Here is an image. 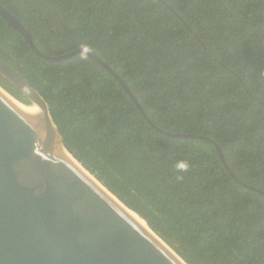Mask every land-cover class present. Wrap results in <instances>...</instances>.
<instances>
[{
    "label": "trees",
    "instance_id": "16d2710c",
    "mask_svg": "<svg viewBox=\"0 0 264 264\" xmlns=\"http://www.w3.org/2000/svg\"><path fill=\"white\" fill-rule=\"evenodd\" d=\"M0 4L41 53L97 54L146 111L93 58L46 60L0 16V58L48 102L86 170L188 264H264V193L250 188L264 191V0Z\"/></svg>",
    "mask_w": 264,
    "mask_h": 264
},
{
    "label": "water",
    "instance_id": "95a60500",
    "mask_svg": "<svg viewBox=\"0 0 264 264\" xmlns=\"http://www.w3.org/2000/svg\"><path fill=\"white\" fill-rule=\"evenodd\" d=\"M0 16L46 60L64 62L86 55L99 62L149 119L127 84L97 54L79 49L47 56L27 27L1 4ZM0 75L31 103L20 102L0 85L24 105L0 90V264H188L158 231L136 214L167 246L71 154L48 102L2 58ZM32 106L41 114L29 108ZM221 157L230 170L222 152Z\"/></svg>",
    "mask_w": 264,
    "mask_h": 264
},
{
    "label": "bare ground",
    "instance_id": "6f19581e",
    "mask_svg": "<svg viewBox=\"0 0 264 264\" xmlns=\"http://www.w3.org/2000/svg\"><path fill=\"white\" fill-rule=\"evenodd\" d=\"M0 90L5 93L8 97H10L14 102H16L17 104L21 105V106H24L22 104L19 103V101L15 100L10 94H8L7 92H5L3 89L0 88ZM27 107V106H25ZM37 112H39L41 114V110L38 108V107H29ZM111 195V194H110ZM112 196V195H111ZM113 197V196H112ZM114 198V197H113ZM115 199V198H114ZM116 201H118L117 199H115ZM126 209V208H125ZM129 213H131L146 229H148L158 240L162 241L155 233L154 231L142 220L139 218L138 215H136L135 212L131 211V210H128L126 209ZM163 242V241H162ZM164 243V242H163ZM165 246H167L165 243H164Z\"/></svg>",
    "mask_w": 264,
    "mask_h": 264
},
{
    "label": "clouds",
    "instance_id": "9594fccd",
    "mask_svg": "<svg viewBox=\"0 0 264 264\" xmlns=\"http://www.w3.org/2000/svg\"><path fill=\"white\" fill-rule=\"evenodd\" d=\"M181 168H186V165L182 164L180 165Z\"/></svg>",
    "mask_w": 264,
    "mask_h": 264
}]
</instances>
